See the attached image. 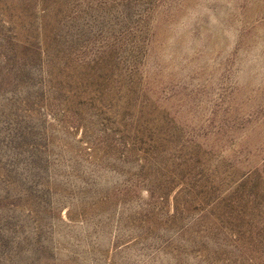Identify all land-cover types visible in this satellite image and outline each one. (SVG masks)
Instances as JSON below:
<instances>
[{"label":"rangeland","instance_id":"374dc122","mask_svg":"<svg viewBox=\"0 0 264 264\" xmlns=\"http://www.w3.org/2000/svg\"><path fill=\"white\" fill-rule=\"evenodd\" d=\"M0 264H264V0H0Z\"/></svg>","mask_w":264,"mask_h":264}]
</instances>
